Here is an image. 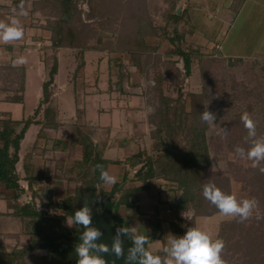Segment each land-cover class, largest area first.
Wrapping results in <instances>:
<instances>
[{"label":"trees","instance_id":"obj_1","mask_svg":"<svg viewBox=\"0 0 264 264\" xmlns=\"http://www.w3.org/2000/svg\"><path fill=\"white\" fill-rule=\"evenodd\" d=\"M79 1L38 0L28 6L27 0H15L11 6L19 9L22 4L24 10L39 11L45 17L46 29L51 33L48 46L53 53L44 56L48 79L43 84V98L33 116L15 119L11 112L0 111V198L4 195L3 187L12 190L13 202L11 203L12 210L8 212L9 217L19 220L22 223L21 232L29 237V241L23 247H15L11 251L0 245V264H76L77 255L74 247L76 243H79L78 229L77 226L69 227L67 219L70 220L75 210L83 207L85 203L92 209L98 200L102 210L108 196L118 194L119 198L111 220L129 227L120 221L118 208L121 205H132L131 197L147 189L150 179L162 178L177 184L175 200L170 204L171 210L177 216V220L172 223L173 235L176 236H182L188 227H195V218L188 225L182 224L181 215L190 207L194 209L195 217L212 216L219 213L218 209L203 197L204 184L215 183L224 193L231 194L229 180L217 178L216 173L211 170L207 138L209 125L200 120L199 114L205 110L206 106L210 111L207 105L210 93L207 90L200 93L192 92L186 100L183 98L182 89L178 88L177 97L170 95L168 90L170 86L166 80L171 72L166 67L167 65L171 67L172 62L171 64L168 61L164 62L165 57L158 52L160 45H149L146 37L156 35L170 42L174 48L172 55L180 56L185 66V74L181 83L192 75L196 57H203L204 61L201 62L210 66L211 62L215 61L213 55L204 54L199 47L184 50L178 40L182 39L184 34L179 36L177 29H175V35L170 36L166 27L163 29L151 27L144 22L139 23L132 33L120 32L119 36L103 41L105 35L101 33L108 29L107 26L104 27L107 22L104 20L113 21V23L121 22V15L126 11L117 9L116 12L114 11V16L112 15V20L106 17L105 11L102 10L104 13L99 12L91 5L88 18L94 20L97 16L101 18V23L91 26L83 20L82 11L78 8ZM184 12L183 10L180 13L176 7H171L166 23L172 21L177 25ZM129 14L132 15V12ZM139 22H141V17ZM114 30L113 32H116V27ZM60 48H69L75 52L76 67L72 76V84L78 105L81 103L82 94L88 87L86 81L87 52L99 51L108 58L113 66L112 69H117V90L123 93L130 94L129 89H125V83L131 81L132 69L145 78L153 72L154 77H151L149 82L155 90L158 102L154 104V110L149 114L148 123L151 126L150 144L154 153L144 147L123 160L106 158L105 144L94 141V131L85 120V107L77 108V118L70 123L66 136L54 137L53 130L61 124L59 106L56 98L53 97L55 92L53 84L59 66L55 52ZM105 52L107 55H104ZM237 59L229 61L242 60ZM163 67L167 71H164ZM25 71L24 65L0 63V95H4L3 98L0 97V100L24 103ZM171 78L178 80L180 73L175 76L171 74ZM44 104L46 106L42 108ZM188 105H190V110H187ZM39 115L40 117L37 118ZM234 120L237 121L233 122V128L227 133L232 140L237 141L241 138L236 132L241 119ZM32 124L39 127L38 132L30 148L21 157V144ZM52 154L54 157L50 158ZM20 163L23 174L18 169ZM111 163L125 164L130 169L125 171L122 182L116 183L111 191H106L103 189L104 182L100 179V170L101 168L107 170ZM134 167H138L136 173L132 171ZM50 178L63 180L68 185L75 184L74 191L68 190L63 198L55 200L52 191L37 189L36 185L45 184ZM21 180L27 181L30 193L39 198L42 209L38 208L33 201L19 203L23 194L27 192ZM137 182L142 184L136 185ZM45 192L49 193L48 199L43 196ZM262 195L259 203L263 211L260 215L262 218L259 220L254 218L259 230L255 232L256 237L254 235L252 238L244 237L243 242L241 239L237 240L232 233L239 231L236 234L242 235L241 230L244 223L233 219L224 224L221 237L226 245L223 251L225 264H237L239 259L229 256L227 252L234 246H239L240 250L245 249L243 243L246 239H257L262 247L257 259L248 256V262H245L255 264L257 261L258 264L259 262L264 264V256L260 257V251L264 252V192ZM3 217L5 214L0 211V222ZM150 227L149 243L146 247L155 239H163L160 219L156 218L151 221ZM38 251H45V253L38 254ZM243 255L245 256L243 260H246L247 256Z\"/></svg>","mask_w":264,"mask_h":264},{"label":"rangeland","instance_id":"obj_2","mask_svg":"<svg viewBox=\"0 0 264 264\" xmlns=\"http://www.w3.org/2000/svg\"><path fill=\"white\" fill-rule=\"evenodd\" d=\"M219 1L220 0H216L217 3H221L223 6L228 3L230 5L228 8L231 12L228 15H230L229 22L231 26H227L219 33L217 41H213V45L207 42V45L213 46V48L201 43L203 38H207L210 41L213 40V31L212 29L210 30L208 23L205 20L213 18V15H211L213 9L210 7V4H208L209 2L204 5L202 4V0L195 1V4L201 6V8H198L194 21L190 19L191 16L188 10L189 4L193 2L192 0H90V2L89 0H80L78 8L82 11L83 20L91 26L98 25L101 19L98 16L95 20L88 18L87 15L90 13L92 6L96 10L98 9L99 12L102 10L105 11L107 14L106 17H110L112 20L114 11L116 12L117 9L118 11H126L121 15V22L116 21L113 23V21L104 20L108 22H105L104 24V27L107 26L108 29L103 32L104 34L101 33L102 35H105L103 41L108 38L119 36L120 32L132 33L137 26H139V23L144 22L151 27H160L162 29L166 27L170 36H174L175 29H177L180 33L179 36L184 34L182 39H178L180 46L184 50L199 47L204 54L213 55L215 61H212L210 66L205 62H201L204 61L203 57H196L197 59L194 60L192 68V75L185 78V81L181 83V79L185 74V66L180 56L172 55L174 48L170 42L164 38L162 39V37H157L156 35H149L146 37V41L149 45H160L158 52L165 57L163 60L164 62L168 61L170 64L172 62L171 67L169 65L166 67L168 71L171 72L167 75L166 80L170 86L168 89L170 95L177 97L178 88L182 89L183 98L186 100H188L189 94L192 92L200 93L207 90L210 93L207 105L210 108V112L214 113L216 116V120L214 121V124L216 125L209 126L207 131L211 170L216 173L215 176L217 178L229 180L231 194L235 195L238 199L255 198L258 201V208L254 211L253 218L244 222V227L241 230L243 236L236 234L239 233V231L236 233L233 231L232 233L237 240L241 239L242 241V238L244 237H256L255 232H259L257 228L258 224L254 221V218L257 214H259V216L262 215L263 212L260 209L261 206L259 203L261 202L262 194L264 192V181L262 180L264 175L261 174L258 168H252L250 161L240 159L235 153V148L237 146L246 149L248 147V144L245 142L247 130L244 128L243 123L241 122L237 125L238 129L236 132L241 136L239 140H232L230 136H228L227 131L233 128V122L237 121L234 119L241 118V115L247 111L257 124L258 135H264V0H248L246 7L239 15L237 9L239 7V9H241L244 5V0ZM171 7H176L177 11L180 13L183 10L185 11L182 19L177 25L172 21L166 23V18L168 17ZM217 9L218 11L216 10L215 12H218V16L225 14L221 13L220 6H218ZM129 12H132V15L129 14ZM134 13H136L135 16H133ZM140 17L141 22H139ZM115 27L116 32H113L115 31ZM218 44L222 45L221 49L219 46H215ZM235 53L240 56H235ZM34 55H37V53ZM74 55L75 52H71V54L68 53L67 58H71L72 60L74 59ZM99 55H101L99 51H91L87 55V69L90 78L89 82L92 83H95V76L97 74L96 61ZM92 56L94 62L91 61ZM237 58H241L242 60L234 62L229 61L232 59L236 60ZM103 64V69H106V63L103 62ZM166 68H164V71H167ZM114 70L117 73V69ZM131 71H133L131 72L132 78L129 82L130 84L126 88H128L129 91L131 90L136 93L135 95L132 94L134 96H146V91L150 103V108L148 109L152 112L154 110V104L156 105L158 102V99L155 96V90L149 82V79L154 77L153 72L147 77L148 79L142 75L143 82L142 86L140 85L139 87L135 85L136 83L139 84V77L138 75L137 77L135 76L137 72L135 69H132ZM113 73H111L110 79L114 87L118 77L117 74L114 73L113 75ZM178 73H180V78L178 80H173L171 74L175 76ZM107 75L108 74L105 73L106 78H108ZM29 77L31 82L29 81L27 87L25 103L20 104L0 101V110L12 111L13 114L19 118L22 117L24 108L25 112L33 111L38 103L34 94L35 90L41 85V76L33 69ZM106 81V79L100 80L99 86L104 88L107 85ZM62 89L63 88L61 87V90ZM66 91L65 95L62 96V101L65 102L66 107L75 108V96L71 83ZM115 94H117V92L113 93V95ZM123 98L126 99V97ZM109 101L108 97L104 100L102 94L98 97L97 95H94V97L87 96L85 103L87 108V119L91 120L94 124H104L110 120L111 117L108 116V114L105 115L103 112L100 113L99 110L100 105L105 106L109 104ZM129 101H131L130 103H132V105H136L138 103V98H135L133 101L129 99ZM187 110H190V105L187 106ZM74 114L76 113L73 112L72 115ZM113 121V131L111 134L116 135L119 132H124L123 134L127 135L124 129L122 130V127H120L116 118H114ZM93 123L91 124L93 125ZM36 132L37 127L33 126L24 141L23 145H25V147L31 144L29 142H33ZM65 133L66 127H63L56 133V136L59 137ZM182 140L185 142L184 137H182ZM147 148L151 153H154L150 142ZM24 152H22V155ZM123 154L124 151H119L117 153L110 152L106 154V157L110 158L116 156L119 160H123ZM78 157H80V155H78ZM18 167L21 170V165ZM260 167H264V162L261 163ZM119 182H122V180ZM168 184L171 186V191L175 192L177 184H173L171 181H168ZM74 186L75 184L73 185V189ZM107 186L108 185L104 183L103 189H106ZM3 190L4 195L0 198V208L4 211L3 213L5 214V217H3L2 222H0V245L8 251H11L15 247H23L29 241V237L21 232L22 223L17 219L9 217L8 211L12 210L11 203L13 202L12 190L4 187ZM64 194L65 191L62 190V188L57 190V198L62 197ZM43 196L46 199L50 197L48 192L43 193ZM26 201H33L40 205L39 198L33 196L31 193H24L19 200V203H24ZM193 218H195V227H199L210 233L214 238H222L221 232L223 231L224 224L233 220L222 216L220 213L212 216L195 217V211L190 207L185 212L184 217L181 216L182 224L188 225ZM263 227H261V229H263ZM243 244H245V249L240 250L239 246H234L229 252H227L229 256L239 259L237 264H247L248 256L252 257V259H257V257H259V250L262 247L261 242L257 239H246ZM158 245H161L162 247V242L161 240L156 239L149 244L148 248L153 252H157L160 249H157ZM37 253L44 254L45 251H38ZM243 254L247 256L246 260H243L245 257ZM241 255L243 256L241 257ZM262 256H264V252L260 251V257ZM255 264H258V262L256 261Z\"/></svg>","mask_w":264,"mask_h":264},{"label":"crops","instance_id":"obj_3","mask_svg":"<svg viewBox=\"0 0 264 264\" xmlns=\"http://www.w3.org/2000/svg\"><path fill=\"white\" fill-rule=\"evenodd\" d=\"M15 0H0V20L7 22L9 19L13 18L14 16L20 20V22L23 25L24 28V37L21 40L11 42L9 44L0 43V63H12L16 66H21L17 63L18 59L20 57H24L27 60V63L23 64L25 66V91H24V103L27 95V87L29 84L30 79V73L34 69L37 71V74L41 76V85L38 89L35 90V98L38 100L37 105L34 107L33 111L30 112H24L22 114V117H16L12 111H8L12 113V116L15 119H23L30 116H33L36 109L39 107L41 103V99L43 98V84L45 80L48 79L47 75V68L44 61L45 55L52 54V49L48 46L50 44V31L46 29V19L41 15L39 11L32 12L28 9L25 11L28 13L26 17L24 16H18L13 13V9H17V7H11L13 5ZM33 1L38 0H27V5H31ZM189 4V14L191 16L190 19L194 21L196 18V12L198 11V8L201 6L196 5L195 1ZM204 5L210 4V7L213 9L211 11V15H213V18L211 19H205L208 23V27L210 30L212 29L213 33V40L210 41L207 38H203L201 40V43L203 45H207V42L213 43L217 41V37L219 33L225 29L227 26H231L229 20L230 15H228L231 10L228 8L230 5L224 4V6L221 3H217L216 0H202ZM221 1V0H220ZM219 1V2H220ZM248 0L245 1L244 5L241 7V9L238 12V15L247 5ZM220 6L221 13H225L222 16H218L217 7ZM29 8V7H28ZM186 9V7H185ZM19 12V9H17V13ZM237 15V16H238ZM229 18V19H228ZM234 19V18H233ZM232 19V20H233ZM229 29V28H228ZM195 35V34H194ZM193 35V36H194ZM214 41V42H213ZM196 43V42H195ZM210 46V45H207ZM216 47L219 46L220 49L222 48L221 44L215 45ZM210 48H213V46H210ZM71 52H74L72 49L69 48H60L55 52V54L58 57V72L55 76V81L53 84L54 87V95L53 97L56 98L57 104L59 106L60 111V120L61 124L56 130H53V134L55 138H62L66 136L68 132L69 125L72 121H75L77 118V108L78 107H85L86 113H85V120L90 125L91 129L94 131V141L97 143H103L105 144V150L104 155L106 157V154L112 152L117 153L119 151H124L123 159L126 157H129L137 152H139L144 147H147L150 142V130L151 126L148 123V117L151 113V110L149 111V98L146 94V96H134L136 93L133 91H129L130 94H127V92L123 93L122 91L117 90L116 83L114 84V87L111 83V73H115V70L112 69L113 66L111 65L110 61L107 57L103 56V54L100 52L101 55H99L96 64H97V74L95 76V83L89 82L90 78L88 75V69L86 67L87 75H86V81L88 83V87L82 94L81 103L78 105L76 100L74 99L75 108H69L66 107L65 102L62 101V96L65 95L67 92V88L69 87V84H72V76L74 69L76 67V59L74 55V59L71 60V58H67L68 53L71 54ZM91 52V51H90ZM37 55H34L36 54ZM88 53L86 54V59L88 58ZM104 55H107L105 52ZM235 56L239 57L240 55L234 54ZM251 57V56H250ZM91 61L94 62L93 56L91 57ZM103 62L106 64V69H103ZM32 69V70H31ZM137 72V71H136ZM105 73H107L108 78L105 77ZM113 73V75H114ZM139 77V84L136 83V86L140 85L142 86L143 77L142 75L137 72L135 75L136 77ZM110 76V77H109ZM106 79L107 81V87L101 88L100 80ZM118 80V79H117ZM138 80V79H137ZM31 82V81H30ZM117 82V81H116ZM112 85V86H111ZM129 85L128 82L125 83V89ZM116 86V87H115ZM61 87L63 88L61 90ZM91 90V91H90ZM74 91V90H73ZM117 92V94L113 95V93ZM103 95L104 100L108 97L109 104L103 106H99L100 113L103 112L108 114V116L111 117L110 120H108L104 124L96 123L94 124L91 120L87 119V108L85 106L86 98L91 97L94 95L97 97L99 95ZM122 94V95H121ZM134 94V95H132ZM4 95H0V97L3 98ZM75 96V95H74ZM123 97H126L124 99ZM135 98H138V103L136 105H132L130 103V100H134ZM2 102H7L0 100ZM128 102V103H127ZM20 103V104H24ZM46 104L42 106L44 108ZM0 111H7V110H0ZM76 113L72 115V113ZM40 115L37 117L39 118ZM114 118H116L117 122L119 123L120 127H122V130L127 133V135H124V132H117L118 134L112 135L113 131V123ZM93 123V125L91 124ZM33 126L37 127L38 132V126L35 124H32L28 131L25 134V137L21 144V150L20 155L21 157L24 156L26 151L30 148L31 144L33 142H29L31 144L27 145V150L24 144V141L26 140V136L29 134ZM66 127V133L57 137L56 133L61 130V128ZM124 127V128H123ZM126 129V130H125ZM36 132V134H37ZM35 134V137H36ZM35 140V138H34ZM33 140V141H34ZM28 144V143H27ZM26 150V151H25ZM25 151V152H24ZM22 152L24 154L22 155ZM79 155V154H78ZM54 157L53 154L50 156V158ZM80 158V157H78ZM108 159L112 160H119L116 156L112 157H106ZM21 165V163L19 164ZM135 168V167H134ZM132 168V171L133 169ZM19 169V167H18ZM130 169L129 166L125 164H117V163H111L109 164L106 171H108L112 176L115 177L116 183L123 180L125 171ZM22 172V167L21 170ZM23 174V172H22ZM108 185L105 189L106 191H111L113 189V186L116 184ZM22 186L26 189V193H30L28 188V183L25 180H21ZM104 184V183H103ZM141 182H137L136 185H141ZM148 188L143 189L137 193L135 197H131V201L133 202L132 205H121L118 208V217L121 222L124 224H127L129 227H136V229L145 235H149L151 232L150 222L154 221L156 218L161 220V225L163 229V239H159L162 242V245L164 244L165 240H167V235L173 234V228L172 223H174L177 220L176 214L171 210L170 204L174 202L175 200V192L171 191V186L168 184V181L162 179V178H154L150 179L148 181ZM74 184H67L63 180H58L54 178L48 179L45 184H38L36 185L37 189L40 191H52L53 196L55 200H59L62 197L57 198V190L61 189L65 191V193L69 190L71 192L74 191L73 189ZM72 187V188H71ZM118 198L119 195L117 194ZM117 198V200H118ZM1 203V201H0ZM117 203V202H116ZM115 209V208H114ZM170 209V211H168ZM188 210V209H187ZM186 210V211H187ZM1 212L2 209L0 208ZM182 213V217H184L185 212ZM8 212H11L8 211ZM156 240V239H155ZM153 240L152 242H154ZM151 242V243H152ZM161 248V245L157 246V249ZM160 250V249H159ZM156 251H154L155 253ZM158 252V251H157Z\"/></svg>","mask_w":264,"mask_h":264},{"label":"clouds","instance_id":"obj_4","mask_svg":"<svg viewBox=\"0 0 264 264\" xmlns=\"http://www.w3.org/2000/svg\"><path fill=\"white\" fill-rule=\"evenodd\" d=\"M12 11L18 16L28 15L22 4L18 13L15 8ZM23 37L24 28L18 18L14 16L7 22L0 20V43L9 44ZM17 63L23 65L27 63V60L20 57ZM199 115L202 123L209 126L216 125L214 124L216 116L207 110V106ZM240 119L247 130L245 142L248 147L246 149L237 146L235 153L240 159L250 161L252 168H258L264 174V167H260L264 162V135H258L257 124L250 113L245 111ZM100 179L106 185L116 183L115 177L102 168ZM202 195L218 209L222 216L237 219L239 223L253 218L254 211L258 208V201L255 198L238 199L235 195L224 193L215 183L204 184ZM255 218L259 220L262 217L257 214ZM67 225L79 226L83 229L79 236V243H76L74 247L77 255L76 264H109L104 254L115 256L111 264H116V260L120 259H123L124 264H225L223 259L225 241L219 237L214 238L199 227H188L182 236L167 235V240L159 252L154 253L146 247L149 236L140 233L136 227L117 228L112 237L111 246L104 242L98 243L103 232L92 226V211L87 203L75 210L71 219H67ZM125 237L132 242L126 254L123 247Z\"/></svg>","mask_w":264,"mask_h":264},{"label":"water","instance_id":"obj_5","mask_svg":"<svg viewBox=\"0 0 264 264\" xmlns=\"http://www.w3.org/2000/svg\"><path fill=\"white\" fill-rule=\"evenodd\" d=\"M117 194H111L108 196L104 203V208L101 210L98 204V200L93 205L92 211V226L99 228L103 232V236L100 238L99 242L107 243L111 246L112 237L116 233V229L121 227L122 225L114 223L111 220V215L114 211L116 202H117ZM78 235L80 236L81 232L83 231L82 228L77 226ZM132 246V242L129 241L126 237L124 238V250L125 254L127 253V249ZM104 258L106 261L111 264L113 260H115L114 255L104 254ZM116 264H124L123 259L116 260Z\"/></svg>","mask_w":264,"mask_h":264},{"label":"built area","instance_id":"obj_6","mask_svg":"<svg viewBox=\"0 0 264 264\" xmlns=\"http://www.w3.org/2000/svg\"><path fill=\"white\" fill-rule=\"evenodd\" d=\"M137 170H138V167H135V168L133 169V172L136 173ZM37 206H38V208L42 209L41 205L37 204ZM168 211H170V209H169Z\"/></svg>","mask_w":264,"mask_h":264}]
</instances>
